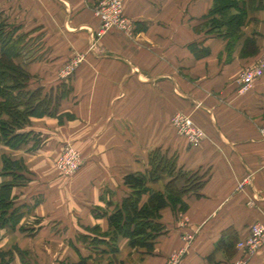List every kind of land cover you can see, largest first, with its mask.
<instances>
[{
	"label": "crops",
	"instance_id": "obj_1",
	"mask_svg": "<svg viewBox=\"0 0 264 264\" xmlns=\"http://www.w3.org/2000/svg\"><path fill=\"white\" fill-rule=\"evenodd\" d=\"M98 1L0 0V58L5 39L29 76L26 90H42L55 111L30 117L18 130L26 142L1 146L17 168L2 175L0 158V186L17 176L12 210L21 219L0 228V264H98L93 248L119 264H264V247L251 256L237 249L264 221V76L240 93L242 70L264 54V3L231 39L211 32L214 0H124L134 33L98 37ZM73 60L75 72L61 77ZM177 113L204 130L199 147L172 127ZM69 144L83 166L63 178L55 161ZM135 173L155 193L183 192L186 205L160 210L152 252L112 240L109 218Z\"/></svg>",
	"mask_w": 264,
	"mask_h": 264
},
{
	"label": "trees",
	"instance_id": "obj_2",
	"mask_svg": "<svg viewBox=\"0 0 264 264\" xmlns=\"http://www.w3.org/2000/svg\"><path fill=\"white\" fill-rule=\"evenodd\" d=\"M262 1L258 0V7H262ZM257 0H214L209 17H211L212 31L218 35L233 39L242 35V27L248 18V9H255L254 3ZM248 5V8H247ZM7 41L3 39V54L0 58V151L2 144L17 147L26 142L30 134L19 133L18 130L29 122L30 117L41 118L45 115L55 114L51 110V104L43 96L42 90H26V83L29 76L25 70L16 65L9 57L12 49L7 48ZM192 50L198 52L196 47L191 46ZM7 48V49H6ZM17 55V53H13ZM204 53H198V56ZM15 57V56H13ZM10 83V85L8 84ZM7 116V118H4ZM4 163L3 174L8 170L17 168V162H13L5 156H0ZM14 181L0 186V228L12 225L15 226L21 219V215L16 210H12V191L17 176ZM198 179L192 180V187H198ZM125 183L131 188L129 197L123 200L118 209L109 221L115 227L112 235L113 242L119 236L128 238L130 246L134 249L146 248L148 252L153 251L154 239L163 231V225L159 221L161 218L160 210L167 206L181 204L180 210H185L186 205L178 197L183 192L173 190V183H169L166 194L150 191L147 186V176L135 173L126 176ZM173 184V185H172ZM150 193L148 202L140 204L143 194ZM116 249H114V252ZM78 264H88L86 259ZM126 264V263H122Z\"/></svg>",
	"mask_w": 264,
	"mask_h": 264
},
{
	"label": "built area",
	"instance_id": "obj_3",
	"mask_svg": "<svg viewBox=\"0 0 264 264\" xmlns=\"http://www.w3.org/2000/svg\"><path fill=\"white\" fill-rule=\"evenodd\" d=\"M94 15L100 22L97 32L98 37H102L110 30H118L127 35L133 34L135 25L131 18L125 13L124 0H99L94 9ZM79 65V60H73L66 64L61 70V77L71 76ZM264 76V55L251 68L247 69L240 77V93H247L253 84ZM171 125L175 131L188 139L193 147H199L206 137L200 128L189 115L177 113L171 118ZM63 163L73 157L74 165L70 170L71 174H76L82 167L83 161L81 153L72 145H66L60 156ZM68 165L65 166L67 168ZM250 184V180H244L240 187L244 188ZM264 247V221L257 222L250 228L248 237L240 240L237 249L244 252L245 256L256 254ZM233 264H246L244 257Z\"/></svg>",
	"mask_w": 264,
	"mask_h": 264
},
{
	"label": "rangeland",
	"instance_id": "obj_4",
	"mask_svg": "<svg viewBox=\"0 0 264 264\" xmlns=\"http://www.w3.org/2000/svg\"><path fill=\"white\" fill-rule=\"evenodd\" d=\"M257 2H258V0H257ZM262 3H264V0L262 1ZM129 35H132V34H129ZM233 44H234V41H231V45L230 46H233ZM264 54H262L261 55V57L263 56ZM253 66V65H252ZM252 66H247V67H245L243 70H242V72H241V75L247 70V69H249V68H251ZM261 132H262V134L264 135V127L262 128V130H261ZM4 156V155H3ZM61 156V155H60ZM58 157L57 159H56V161H55V170H56V172L58 173V175L59 176H62L63 178H71V177H73V174H71V172H70V170L72 169V165H74V160H73V157H71L68 161L69 162H67V163H63V162H61L60 161V158L61 157ZM82 156V155H81ZM83 157V156H82ZM83 161V160H82ZM66 165H68V167L67 168H65V166ZM82 166H83V164H82ZM75 175V174H74ZM113 227V229H114V232L116 231L115 230V227L114 226H112ZM120 237H122V236H119L118 238H120ZM117 238V239H118ZM116 239V240H117ZM115 242V241H114ZM98 249H95V248H93L91 251V253H92V255H95L96 256V258H95V260L96 261H98V264H105V263H108V264H119L118 262H117V259L115 260L114 258V256L112 255V254H110V256L109 257H106L105 258V254H103L102 252H100V251H97ZM54 255H57V254H59V251L58 250H54ZM100 255H102V256H100ZM107 255H109V253L107 254ZM41 256H42V254H41ZM114 257V258H113ZM103 258H105L104 260H103ZM132 258H135L136 259V256H133ZM239 260V259H238ZM238 260H236L235 262H237ZM234 262V263H235ZM67 264H73V262H69V263H67ZM172 264H174V263H172Z\"/></svg>",
	"mask_w": 264,
	"mask_h": 264
}]
</instances>
